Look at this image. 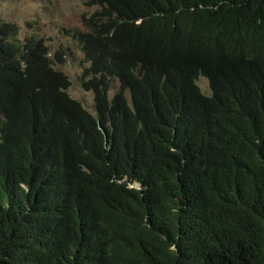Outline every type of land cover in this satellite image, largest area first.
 Returning <instances> with one entry per match:
<instances>
[{
  "label": "trees",
  "instance_id": "trees-1",
  "mask_svg": "<svg viewBox=\"0 0 264 264\" xmlns=\"http://www.w3.org/2000/svg\"><path fill=\"white\" fill-rule=\"evenodd\" d=\"M87 5L94 114L0 20V264H264V0Z\"/></svg>",
  "mask_w": 264,
  "mask_h": 264
},
{
  "label": "rangeland",
  "instance_id": "rangeland-1",
  "mask_svg": "<svg viewBox=\"0 0 264 264\" xmlns=\"http://www.w3.org/2000/svg\"><path fill=\"white\" fill-rule=\"evenodd\" d=\"M89 0H0V20L15 23L19 27V37H28L43 41L53 54L62 53L57 69L64 72L70 79L68 93L71 98L79 101L91 114L95 113L94 95L81 86V76L87 66L75 31H85L83 16L91 14ZM198 82L202 94L211 95L206 78L200 77ZM119 90L117 83L109 92L112 99Z\"/></svg>",
  "mask_w": 264,
  "mask_h": 264
}]
</instances>
